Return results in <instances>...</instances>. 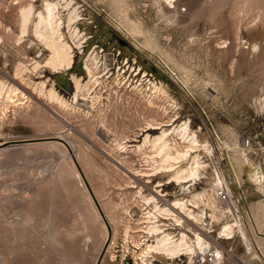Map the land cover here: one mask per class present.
<instances>
[{
  "label": "rangeland",
  "instance_id": "374dc122",
  "mask_svg": "<svg viewBox=\"0 0 264 264\" xmlns=\"http://www.w3.org/2000/svg\"><path fill=\"white\" fill-rule=\"evenodd\" d=\"M47 2L61 4L65 26L66 5L76 9L84 38L74 46L62 29L74 63L59 74L47 60L34 69L50 56L34 37ZM0 70V264H167L132 234L141 188L172 178L181 199L216 177L246 222L245 242H224L225 264H264V195L250 179L252 169L264 175V0H0ZM52 86L65 105L47 99ZM243 142L254 167L241 163ZM176 152L188 157L170 168ZM206 199L214 203L210 191Z\"/></svg>",
  "mask_w": 264,
  "mask_h": 264
},
{
  "label": "built area",
  "instance_id": "2783aa9c",
  "mask_svg": "<svg viewBox=\"0 0 264 264\" xmlns=\"http://www.w3.org/2000/svg\"><path fill=\"white\" fill-rule=\"evenodd\" d=\"M162 177V174H155L149 178ZM147 182L146 187L141 188L138 209H135L130 218L137 222L139 229L132 234L141 233L143 251L147 246L155 245L167 234L169 248L182 241L185 246L174 258H168L163 262L225 264L226 256L230 255L231 250L224 247V242L236 239L244 242L240 230L246 228V222L239 209L240 201L234 194L232 198L230 197L231 187L224 178L222 184L216 177L211 189L193 196L184 194L185 197L181 199L172 196V178L165 182L159 181L155 186L148 185L151 180ZM209 191L214 200L212 205H209L211 203H207L206 199ZM175 199L180 201L181 205H176ZM238 224L240 226H237ZM228 226H235L233 233L229 235L226 230ZM149 256L148 259L153 260L152 262H162L156 258L159 257L156 253H150Z\"/></svg>",
  "mask_w": 264,
  "mask_h": 264
},
{
  "label": "bare ground",
  "instance_id": "6f19581e",
  "mask_svg": "<svg viewBox=\"0 0 264 264\" xmlns=\"http://www.w3.org/2000/svg\"><path fill=\"white\" fill-rule=\"evenodd\" d=\"M64 1V0H62ZM169 2V1H168ZM172 2V0H170ZM60 7L61 4L56 2H47L45 4V12L46 14L40 13L37 16V23L34 26V37L39 43H41L49 52V55H45L42 60H40L38 63L35 64L34 69H39L41 67V64L47 60L46 64L43 67H46L51 70L52 73L54 74H59L62 73L63 71H69L73 68V56L71 55L72 53V46L68 45L65 43L64 38L62 36V29L67 28L68 34L70 36L71 42L73 43L74 46H79L81 45V42L84 40L82 38V34L79 32V29L74 26L76 19L78 18V14L76 9L70 8V4H67L65 8L68 10V17H67V24L66 26L63 23V19L61 18V12H60ZM70 8V9H69ZM33 14V9L27 10L22 17L23 25V37L26 35L27 27L29 25L30 19ZM128 26H130V31L134 36H144L145 39L148 41V45H153V42L147 37L148 33L144 30L143 26L140 24V22H136L133 20L128 19ZM134 27H137L136 30H134ZM84 37V36H83ZM23 42L22 40L19 41V43ZM86 70L88 71L89 75V83L90 82H97V79H94L93 76L91 75V70L89 69V66L86 64ZM1 71V70H0ZM76 80V79H74ZM76 86H78L77 90L79 92L80 87H81V81H76ZM46 88V83H43L42 89ZM78 95V93H77ZM75 95L73 98V102L76 104L78 103V96ZM47 99L50 102H57L61 105H65L62 102V99L60 96L57 94L55 91L54 87L52 86L51 89H49L46 92ZM185 128H181L182 131L184 132V137L185 139H188L189 142L192 144L197 142V138L195 134H192L190 137V130L189 126L187 124H184ZM155 129V128H151ZM169 133H165V131L162 133L161 137L156 138L157 140H160L161 142L164 141L166 138H168ZM150 138V137H148ZM170 145V144H167ZM197 145V144H196ZM196 147V146H195ZM175 149H172V151ZM194 150V149H193ZM189 151V150H188ZM241 152L240 160L241 163H249L251 167H254L253 164L251 163L252 159L250 158L247 149H246V143L243 142L242 148L239 150ZM188 153V152H187ZM186 154H183L181 152H176V157H170L168 155V166L170 168H173L172 164L174 163H179L181 162L180 160L185 158L187 156ZM192 153V152H191ZM245 155V157H243ZM188 157V156H187ZM166 162V160H165ZM172 163V164H171ZM195 166L189 169L188 174L189 178L194 180L195 178L200 176V171L202 170V165L199 162L198 159L194 160ZM248 164V165H249ZM247 165V164H246ZM165 166V167H168ZM161 168H165L164 164L160 165ZM248 168V167H246ZM245 169V168H244ZM167 173H171V171L166 169ZM186 173V172H185ZM184 175L182 173H177L176 175V181L178 183H188L190 180H187V178L183 177ZM263 176V177H262ZM133 177L136 179L137 182L141 183V180L138 179L136 174H133ZM150 177V176H149ZM250 179L254 183V185L257 187L258 191H260L264 195V175H260L259 171H255V169H252L250 172ZM263 179V180H262ZM187 180V181H186ZM219 182V181H218ZM219 185V184H216ZM230 197H233L232 192H229ZM231 203H233V200L231 199ZM176 205H181L180 202H175ZM256 209L258 213L260 214L262 218V222L264 224V200L261 201L259 204L256 205ZM237 226H240L239 224ZM235 226H228L226 228L227 234H232L234 231ZM243 229L240 230V232ZM244 231L241 232L243 239H244ZM168 235H164V237L161 238L158 242H156L155 245H149L146 249V253H156L159 257L164 256L165 259L167 258H173L177 254L180 253L181 250H183L185 244L182 241L181 243L173 246L172 248H169L168 246V241L166 239ZM245 242V239H244ZM173 256V257H172ZM158 258V257H156ZM143 264H147L145 261H142ZM238 264H246L242 260L238 259Z\"/></svg>",
  "mask_w": 264,
  "mask_h": 264
},
{
  "label": "water",
  "instance_id": "95a60500",
  "mask_svg": "<svg viewBox=\"0 0 264 264\" xmlns=\"http://www.w3.org/2000/svg\"><path fill=\"white\" fill-rule=\"evenodd\" d=\"M109 242V241H108ZM106 248H107V245L105 246V249H104V251L103 252H105V250H106ZM104 253H102V255H103Z\"/></svg>",
  "mask_w": 264,
  "mask_h": 264
}]
</instances>
